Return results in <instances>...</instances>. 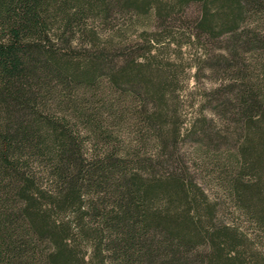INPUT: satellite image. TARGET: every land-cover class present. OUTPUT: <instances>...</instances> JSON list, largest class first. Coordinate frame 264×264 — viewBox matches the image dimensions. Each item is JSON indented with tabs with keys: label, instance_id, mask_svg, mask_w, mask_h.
<instances>
[{
	"label": "trees",
	"instance_id": "trees-1",
	"mask_svg": "<svg viewBox=\"0 0 264 264\" xmlns=\"http://www.w3.org/2000/svg\"><path fill=\"white\" fill-rule=\"evenodd\" d=\"M174 1L198 6L187 45H215L193 66L224 130L178 115L169 41L98 39L144 0H0V264H264V0ZM214 130L235 221L179 157Z\"/></svg>",
	"mask_w": 264,
	"mask_h": 264
},
{
	"label": "rangeland",
	"instance_id": "rangeland-1",
	"mask_svg": "<svg viewBox=\"0 0 264 264\" xmlns=\"http://www.w3.org/2000/svg\"><path fill=\"white\" fill-rule=\"evenodd\" d=\"M144 1L145 6L141 11L135 12V15L133 8L130 14L128 12L120 14L116 8L117 12L110 11L106 18L97 17L93 29L98 39L110 37L116 42L136 43V45H143L146 39L152 37L157 38L159 45L169 41L168 46L157 47L158 54L154 61L160 66L169 61L172 63L170 69L174 79L170 89H173L172 91L178 96L177 100H173L178 115L185 119L192 113L204 115L205 118L211 116L216 120L215 125L219 124L217 127L224 130L225 125L218 122V118L211 113L210 105L206 100H202L204 91L215 85L213 76L207 70H196L193 66L201 64L196 62V56L210 50L214 52L212 46L215 45L211 46L209 43L201 47L196 44L187 45L188 39L192 41L191 35L194 33L192 22L198 14L197 4L179 6L174 0ZM156 4L159 6L167 4L168 7L164 9V6H161V13H158ZM218 134L222 135L215 131L214 135L213 133L209 135L210 138L183 137L179 139L177 147L181 161L186 164L203 193L216 203L219 217L223 220L235 221L236 215L226 207V198L218 187L219 181L212 173L211 161L226 154V141L220 136L217 137Z\"/></svg>",
	"mask_w": 264,
	"mask_h": 264
}]
</instances>
